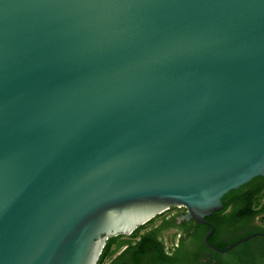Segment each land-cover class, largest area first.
<instances>
[{
  "label": "water",
  "instance_id": "water-1",
  "mask_svg": "<svg viewBox=\"0 0 264 264\" xmlns=\"http://www.w3.org/2000/svg\"><path fill=\"white\" fill-rule=\"evenodd\" d=\"M256 176L264 0H0V264H96Z\"/></svg>",
  "mask_w": 264,
  "mask_h": 264
},
{
  "label": "flooded vegetation",
  "instance_id": "flooded-vegetation-1",
  "mask_svg": "<svg viewBox=\"0 0 264 264\" xmlns=\"http://www.w3.org/2000/svg\"><path fill=\"white\" fill-rule=\"evenodd\" d=\"M244 190L245 194L224 195L222 208L206 216L207 222L183 218L184 207H170L130 234L115 235L113 249L103 248L96 264H264V224L258 222L261 214L248 210V203L242 204L247 193L256 197L262 190L260 205H264V179ZM210 230L209 242L218 248L237 243L226 252L217 251L205 241Z\"/></svg>",
  "mask_w": 264,
  "mask_h": 264
},
{
  "label": "trees",
  "instance_id": "trees-1",
  "mask_svg": "<svg viewBox=\"0 0 264 264\" xmlns=\"http://www.w3.org/2000/svg\"><path fill=\"white\" fill-rule=\"evenodd\" d=\"M261 179H264V176H256V177H254L251 181H249V182H247V183H245V184H243L242 186H240L238 189H234V190H230L228 193H226L225 194V196H224V198L225 197H227L229 194H231V193H236L237 195H239L240 194V192H244V194L246 193L245 192V190H244V187H246V186H248V185H253V184H256V182H258V181H260ZM244 194H242L243 196H245ZM248 194V199H247V197L245 196L244 198H243V201L244 202H242V204L243 205H245L244 203H248V205H249V209L248 210H250L251 212H253V213H257V214H261V218L260 219H262V221L264 222V205H260L261 204V197L263 196L262 194V190H260L259 192H258V195L255 197V196H253V194L251 193V194H249V193H247ZM223 201V200H222ZM224 204H225V206L227 205V202H224ZM260 205V206H259ZM257 206H259L258 208H257ZM254 207V208H253ZM256 207V208H255ZM116 237H118V236H115V237H111L108 241H107V243H106V245L104 246V248H109L110 246H111V242L113 241V239L114 238H116ZM229 242H231V241H229ZM228 242V243H229ZM228 243H226L225 245H219V246H221V247H224V246H226ZM101 257H102V255H101Z\"/></svg>",
  "mask_w": 264,
  "mask_h": 264
},
{
  "label": "rangeland",
  "instance_id": "rangeland-1",
  "mask_svg": "<svg viewBox=\"0 0 264 264\" xmlns=\"http://www.w3.org/2000/svg\"><path fill=\"white\" fill-rule=\"evenodd\" d=\"M176 208H178V207H176ZM154 219H152L150 222H152ZM155 222V221H154ZM260 224H264V222L262 221V219H259V221H258ZM165 235H166V233H165ZM166 239L168 238V236H164ZM169 239V238H168ZM111 247V250L113 249V245H111L110 246Z\"/></svg>",
  "mask_w": 264,
  "mask_h": 264
}]
</instances>
